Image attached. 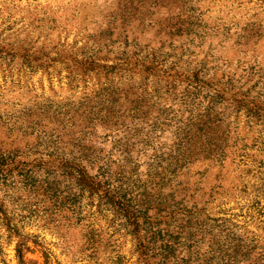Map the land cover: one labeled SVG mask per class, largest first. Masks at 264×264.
<instances>
[{"label":"rangeland","instance_id":"obj_1","mask_svg":"<svg viewBox=\"0 0 264 264\" xmlns=\"http://www.w3.org/2000/svg\"><path fill=\"white\" fill-rule=\"evenodd\" d=\"M0 264H264V0H0Z\"/></svg>","mask_w":264,"mask_h":264}]
</instances>
